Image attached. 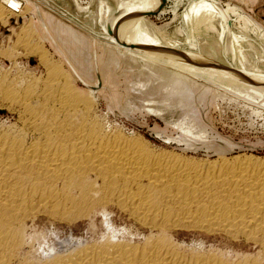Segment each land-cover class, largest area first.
<instances>
[{
	"label": "bare ground",
	"instance_id": "bare-ground-1",
	"mask_svg": "<svg viewBox=\"0 0 264 264\" xmlns=\"http://www.w3.org/2000/svg\"><path fill=\"white\" fill-rule=\"evenodd\" d=\"M142 1L117 0L123 21L118 30L139 52L151 50V60L142 57L144 71L154 78L159 64L170 63L190 76L213 73L246 83L253 92L250 86L264 84L260 60L249 61L252 50L236 30V22L249 21L235 0H190L182 16L183 0H173L172 20L182 25L172 34L169 23L158 25L143 14ZM7 3L6 9L0 5V19L24 10L22 2ZM22 27L23 35L44 42L34 23ZM201 27L220 36L225 56L240 65L225 66L203 52L205 39L196 35ZM183 35L189 48L178 46ZM26 45L46 73L10 75L0 68V105L15 115L0 120V264H264V153L190 154L111 124L99 110L104 78L98 57L92 86L66 57L89 86L85 93L65 62L53 60L42 44ZM117 49L125 58L136 57ZM177 79L176 86L185 82ZM136 87L151 94L145 100L157 112L151 106L160 99L152 95L161 86L150 81ZM115 212L127 225L114 221ZM64 227L74 230L62 234ZM191 233L198 237L189 239Z\"/></svg>",
	"mask_w": 264,
	"mask_h": 264
},
{
	"label": "rangeland",
	"instance_id": "rangeland-1",
	"mask_svg": "<svg viewBox=\"0 0 264 264\" xmlns=\"http://www.w3.org/2000/svg\"><path fill=\"white\" fill-rule=\"evenodd\" d=\"M17 1L22 2L24 10H11L6 14V18L0 19L2 74H5V71L10 75H45L46 68L40 61L39 55L34 54L35 52L33 53L30 48L27 49L26 45L42 44L53 60L65 62L64 66L72 71L77 88L86 93L88 85L97 84L98 75L94 60L96 61L98 57L104 78V86L99 91V110L102 117L111 124L134 129L145 134L156 144L185 149L190 154L217 156L230 149L256 150L264 153V84L250 86L256 88L254 90L257 91L253 92L246 83L231 81L213 73H195L190 76L181 69L178 71L175 65L170 63H166V66L159 64L157 68L163 71H157L156 75L160 76L154 78L151 71H144L146 59L142 57L151 60V50L140 46L142 49L139 52L135 41L120 36L118 29L123 21L117 0H79L78 3L75 0ZM188 1L190 0H183L179 15L182 16ZM221 1L225 4L230 0ZM235 1V4L248 16V25L238 21L236 30L246 37L245 43H249V48L252 50L249 51L252 54L249 61L260 60L258 66L264 70V38L261 37V34H264V0ZM142 2L145 4L139 5L143 9V14L158 25L169 23L167 30L171 34L177 26L182 25L181 20H172L174 13L170 9L173 0ZM78 4L81 5L79 8ZM0 5L5 9L8 8L7 0H0ZM43 6L50 8L54 14L51 11H44ZM84 7H88L89 10L85 12ZM107 8H110V11H106ZM55 14L77 27H67L65 22L55 17ZM44 22L49 26L47 30L43 27ZM32 23L43 37V43L35 34L23 35L22 26L31 27ZM196 35L205 39L201 49L211 55L210 57L225 66L228 63L240 65L238 59L232 60L225 56L224 44L220 36L207 34L204 27L198 29ZM180 37L178 46L189 48L185 35ZM117 47L127 48L126 53L136 57L125 58L119 54ZM66 57L88 85L74 73ZM117 60L119 64L116 66ZM196 66L193 64L192 68L199 70ZM179 75L183 78L181 81L185 82L176 86L177 84L174 83L179 81L177 78H181ZM115 78L118 83L113 86ZM150 81L155 87L161 86V92H158L157 96L152 95L160 99L159 103L151 106L157 109V112L148 109L150 106L145 99L151 98V94L136 87L137 83ZM2 107L0 105V120H15V115ZM112 216L118 225L126 224L125 217L121 213L115 212ZM49 228L53 230L51 225ZM73 230L74 228L64 227L60 233H70ZM80 230L83 232L82 228ZM188 237L192 239L198 236L191 233Z\"/></svg>",
	"mask_w": 264,
	"mask_h": 264
}]
</instances>
